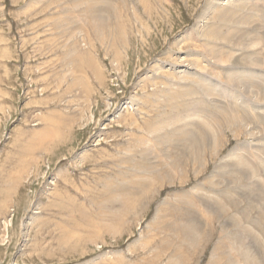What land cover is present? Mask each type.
<instances>
[{"label": "rangeland", "instance_id": "374dc122", "mask_svg": "<svg viewBox=\"0 0 264 264\" xmlns=\"http://www.w3.org/2000/svg\"><path fill=\"white\" fill-rule=\"evenodd\" d=\"M97 1L0 0V264H214L231 217L264 258V0Z\"/></svg>", "mask_w": 264, "mask_h": 264}, {"label": "bare ground", "instance_id": "6f19581e", "mask_svg": "<svg viewBox=\"0 0 264 264\" xmlns=\"http://www.w3.org/2000/svg\"><path fill=\"white\" fill-rule=\"evenodd\" d=\"M86 1V3L88 2H92V0H85ZM100 1H105V0H100ZM119 1V0H118ZM97 2H99V0L97 1ZM234 2H236V1H234ZM87 3V4H88ZM107 3V2H106ZM115 3V2H114ZM117 3V2H116ZM232 3V2H231ZM238 3V2H237ZM236 3V4H237ZM247 3V2H246ZM113 4V3H112ZM242 4V3H241ZM89 5V4H88ZM107 5V4H106ZM109 5L110 6H112L110 3H109ZM243 5V4H242ZM257 5V4H256ZM92 6V5H91ZM91 6H89V9H87V10H91L92 8H93V6L91 7ZM105 6V5H104ZM221 6V5H220ZM220 6H218V7H220ZM246 6V5H245ZM248 6V5H247ZM252 6V5H251ZM254 6V5H253ZM235 7V6H234ZM237 7V6H236ZM106 8V6L105 7H102V9L103 10H107V9H105ZM239 8V7H238ZM243 8H246V7H244L243 6ZM101 9V10H102ZM114 9V8H113ZM218 9H221V7L220 8H218ZM218 9L216 10V12L218 11ZM228 9V8H227ZM233 9V8H232ZM239 9H241V7L239 8ZM238 9V10H239ZM108 10H110V7L108 8ZM112 10V9H111ZM110 10V11H111ZM222 10H223V8H222ZM222 10H220V12L222 11ZM237 10V11H238ZM92 11V10H91ZM214 11V10H213ZM223 11H225V10H223ZM230 10H228V12H229ZM236 11V10H235ZM236 11V12H237ZM256 11V10H255ZM215 12V11H214ZM213 12V13H214ZM215 12V13H216ZM226 12V11H225ZM228 12H226V13H228ZM94 13V15H96V17H97V15H99L100 16V14H98V13H100V10L99 11H96V9H95V11L93 12L92 11V14ZM212 13V14H213ZM225 13V14H226ZM233 13V12H232ZM232 13H230V15L232 14ZM238 13V12H237ZM222 14V13H221ZM225 14H224V16H225ZM217 15L219 16V17H217L218 19L220 18V14H219V12H217ZM228 14H226V16H227ZM236 15L237 14H235V16H234V20H235V17H236ZM95 17V18H96ZM214 17V16H213ZM231 17V19H227L226 20V17H225V20L226 21H231L232 20V17H233V14L230 16ZM229 17V18H230ZM100 18H101V21H102V24H103V21H105V18H104V16L103 17H101L100 16ZM215 18H216V16H215ZM222 18H224L223 16H222ZM93 19V18H92ZM238 19V18H237ZM237 19L235 20V21H237ZM248 19V18H247ZM120 20V19H119ZM123 21V20H122ZM224 21V20H223ZM234 21V22H235ZM245 21H247V20H245ZM125 22V21H124ZM132 22V21H131ZM220 23L219 24H223L222 23V21H219ZM233 22V23H234ZM92 24V23H91ZM253 24V23H252ZM96 25H97V23H96ZM96 25H93L92 27L94 28V26H96ZM99 26H101V25H98V28H99ZM118 26V25H117ZM116 26V27H117ZM121 26V25H120ZM219 26H221V25H219ZM253 26V25H252ZM97 27V26H96ZM101 27H103V26H101ZM122 27V26H121ZM255 27V26H254ZM211 28V27H210ZM213 28V27H212ZM253 28V27H252ZM259 28V27H258ZM111 29V28H110ZM213 29H215V28H213ZM212 29V30H213ZM256 29H257V27H256ZM210 30V29H209ZM211 30V31H212ZM252 30V29H251ZM255 30V29H254ZM215 31H217L216 29H215ZM94 32H95V30H94ZM99 32V31H98ZM115 32V31H114ZM236 32V31H235ZM209 33H211V32H209ZM250 33V32H249ZM121 34V33H120ZM119 34V35H120ZM206 34V33H205ZM217 34V33H216ZM231 34H232V32H231ZM212 35V34H211ZM214 35H215V33H214ZM220 34L218 33V35H215V36H219ZM227 35H230L229 33H227ZM234 35V34H233ZM232 35V37H234ZM221 37L223 36L224 37V35H220ZM253 36V35H252ZM217 37H215V38H217ZM220 37V38H221ZM229 37V36H228ZM123 38V37H122ZM226 38H227V36H226ZM226 38H224V39H226ZM230 39H231V35H230V37H229ZM233 39V38H232ZM235 39V38H234ZM236 39H238V38H236ZM254 39V38H253ZM227 40H229L228 38H227ZM226 40V41H227ZM228 42V41H227ZM230 44V43H229ZM240 44V43H239ZM237 45H238V43H237ZM243 45V44H242ZM122 47V46H121ZM75 50V49H74ZM73 50V51H74ZM211 50H213V49H211ZM78 53V52H77ZM80 53H82V52H80ZM217 53V52H216ZM248 54V53H247ZM79 55V54H78ZM83 56V55H82ZM73 57V56H72ZM70 58L71 60L73 59V58ZM78 57V56H77ZM81 57V56H80ZM117 57V56H116ZM82 58V57H81ZM243 58V57H242ZM77 59H79V58H77ZM84 59V58H83ZM74 60V59H73ZM72 60V61H73ZM242 60V59H241ZM175 61H177V60H175ZM174 61V62H175ZM182 61V60H181ZM185 61H187V60H185ZM188 61H189V59H188ZM188 61H187V64H188ZM194 61H195V59H194ZM194 61H193V63H194ZM114 62V61H113ZM197 62V61H196ZM175 63H177V62H175ZM174 63V64H175ZM179 63V62H178ZM185 63V62H184ZM173 64V63H172ZM242 64H245L244 62L242 63ZM252 64V63H251ZM250 64V65H251ZM80 65V64H79ZM89 65V64H88ZM159 65V64H158ZM243 66V65H242ZM241 66V67H242ZM76 67V66H75ZM77 67H79L80 68V66H77ZM160 67V66H159ZM185 67V66H184ZM239 67V66H238ZM244 67V66H243ZM245 68V67H244ZM256 68V67H255ZM115 69H117V68H115ZM177 69V68H176ZM96 70V69H95ZM94 70V71H95ZM251 70V69H250ZM166 71V70H165ZM182 71V70H181ZM191 71V70H190ZM81 72V71H80ZM183 74H185V73H183ZM242 74V73H241ZM189 75V74H188ZM240 76V75H239ZM247 76V75H246ZM164 78V77H163ZM190 78V77H189ZM246 78V77H245ZM81 80H82V78H80ZM166 79V78H165ZM225 79V78H224ZM76 80H77V78H76ZM185 80V79H184ZM192 80V79H191ZM226 80H227V77H226ZM79 81V80H78ZM83 81H84V79H83ZM168 81V80H167ZM193 81V80H192ZM245 81V80H244ZM248 81V80H247ZM80 82V81H79ZM175 82V81H174ZM181 82V81H180ZM233 82V81H232ZM169 83V82H168ZM168 83L165 85V89H167L168 90V88H167V85H168ZM176 83H177V81H176ZM189 83V82H188ZM203 83V82H202ZM235 83V82H234ZM239 83V82H238ZM257 83V82H256ZM203 84H205V83H203ZM203 84H201L202 86H203ZM249 84V83H248ZM155 85V84H154ZM178 85H179V83H178ZM190 85V84H189ZM200 85V86H201ZM257 85H259V83H257L256 84V86ZM171 86V85H170ZM205 86H206V84H205ZM247 86V85H246ZM251 86V85H250ZM254 86V85H253ZM261 86V85H260ZM259 86V87H260ZM169 87V86H168ZM184 87V86H183ZM207 87V86H206ZM252 87V86H251ZM258 87V88H259ZM176 88V87H175ZM204 88V87H203ZM254 87H252V91H254V89H253ZM179 89V88H178ZM190 89V88H189ZM192 89V88H191ZM198 89V88H197ZM207 89V88H206ZM261 89V88H260ZM210 90V89H209ZM258 90V89H257ZM183 91V90H182ZM189 92H191L190 90H188ZM201 91V90H200ZM204 91H205V88H204ZM240 91H242V90H240ZM249 91V90H248ZM260 91V90H259ZM179 92V91H178ZM252 93V92H251ZM189 94H191V93H189ZM193 94V93H192ZM244 94H246L245 92H244ZM260 93L258 92L257 93V95H259ZM253 95L254 94H252V97H253ZM256 95V94H255ZM254 95V96H255ZM183 97V96H182ZM250 97V96H249ZM261 97V96H260ZM259 97V99H261ZM193 98V97H192ZM198 98V97H197ZM196 98V99H197ZM212 98V97H211ZM182 99V98H181ZM185 99V98H184ZM200 99V98H199ZM186 100V99H185ZM188 100V99H187ZM193 100V99H192ZM181 101V100H180ZM195 101V100H194ZM138 102V101H137ZM185 102V101H184ZM186 102H189V101H186ZM185 102V103H186ZM191 102V101H190ZM184 103V104H185ZM197 103V102H196ZM198 103H200L199 102V100H198ZM191 104V103H190ZM195 104V103H194ZM138 105V104H137ZM195 105H197V104H195ZM200 105V104H199ZM201 105H204L203 103L201 104ZM186 106V105H185ZM205 108V107H204ZM181 109V108H180ZM190 109V108H189ZM192 109V108H191ZM195 109V108H194ZM203 109V108H202ZM225 109V108H224ZM187 110V109H186ZM207 110V109H206ZM136 111V110H135ZM203 111H204V109H203ZM185 112V111H184ZM193 112V111H192ZM217 112V111H216ZM195 115V114H194ZM202 115V114H201ZM219 115V114H218ZM217 115V116H218ZM200 116V115H199ZM202 117V116H201ZM228 117H229V115H228ZM227 117V118H228ZM222 118V117H221ZM198 119V118H197ZM220 119V118H219ZM225 119V118H224ZM230 119V118H229ZM228 119V120H229ZM245 119V118H244ZM192 120V119H191ZM199 120V119H198ZM207 120V119H206ZM236 120V119H235ZM234 121V120H233ZM177 122V121H176ZM201 122V121H200ZM193 123H196V121L195 122H193ZM192 123V124H193ZM214 123V122H213ZM225 123V122H224ZM207 124V123H206ZM223 124V123H222ZM230 124H232V123H230ZM230 124H229V126H227V127H230L231 128V126H230ZM233 124H234V122H233ZM238 124H239V122H238ZM208 125V124H207ZM225 125V124H224ZM189 126H191V123H190V125ZM192 126H194V124L192 125ZM196 126V125H195ZM198 126L200 127V125L198 124ZM205 126V125H204ZM213 126V125H212ZM211 126V127H212ZM234 126V125H233ZM240 126V125H239ZM252 126V125H251ZM199 127H197V128H194V127H191L190 129L191 130H193V129H199ZM236 127V126H235ZM238 127V126H237ZM236 127V128H237ZM182 128H183V126H182ZM182 128H176V129H174V131H173V134H169L168 132L167 133H165L164 134V136H161L160 138H155V139H157L158 141H161V140H163V139H171L172 137H175V136H177V135H179L178 137H180L179 139H184L185 138V142L184 143H186V145L187 146H190L189 148H194V147H199V145H200V138L198 139L197 138V134L196 135H194L193 134V132H195L194 130H193V132H191V130L188 128V127H186V128H184V129H182ZM189 129L190 131H188V130H185V129ZM210 128V127H209ZM236 128H234V129H236ZM178 129V130H177ZM240 129V128H239ZM239 129H238V131H239ZM204 130V129H203ZM196 131H201V130H196ZM230 131V130H229ZM204 132V131H203ZM208 132V131H207ZM197 133V132H196ZM205 133H206V131H205ZM203 133L202 135L203 136H205L206 134H208V133ZM251 134H252V132H251ZM259 135V134H258ZM199 136V135H198ZM202 136V137H203ZM186 137H188V141H186L187 139H186ZM214 138V137H213ZM212 138V139H213ZM211 139V140H212ZM183 143V144H184ZM190 144V145H189ZM184 147H185V144H184ZM183 147V148H184ZM186 148L187 147H185V149L183 150V152L185 153V151H186ZM137 151V150H136ZM143 151V150H142ZM145 151V150H144ZM138 152V151H137ZM182 152V153H183ZM177 152H175V156L176 155H178L179 156V154H176ZM181 153V154H182ZM148 154V151L147 152H143V153H141V155H142V157H144V156H146ZM160 154V153H159ZM163 155V154H162ZM171 156V155H170ZM169 156V157H170ZM172 158L174 157V156H171ZM170 157V160L172 159ZM145 158V157H144ZM246 158V157H245ZM141 159V158H140ZM143 159V158H142ZM146 159V158H145ZM178 159V161H179V163H180V158H177ZM176 159V160H177ZM237 159V158H236ZM177 161V162H178ZM138 163V162H137ZM141 163H143L142 164V166L144 167L145 165H146V163H145V161L144 162H139V164H141ZM148 163V162H147ZM174 163V162H173ZM178 163V164H179ZM152 164V163H151ZM172 163H170V165H171ZM230 164H232V163H230ZM150 165V164H149ZM159 165V162H158V164L157 165H155V166H147L146 167V169H147V171L148 170H150V171H154V169L157 167ZM175 165V164H174ZM180 165V164H179ZM246 165V164H245ZM249 165V164H248ZM139 166V165H138ZM238 166V165H237ZM134 167V166H133ZM174 167V166H173ZM241 167V166H240ZM143 169V168H142ZM247 169V168H246ZM249 169H250V167H249ZM144 170V169H143ZM170 170H172V169H170ZM146 170H145V172H147ZM142 172V171H141ZM161 172H162V170H161ZM146 174V173H145ZM153 174H155V175H159L160 174V171L157 169V172H154V173H152V174H150V175H153ZM144 175V174H143ZM160 175H162V174H160ZM237 176V175H236ZM264 177V176H263ZM106 181V180H105ZM108 181V180H107ZM139 181V180H138ZM123 182V181H122ZM135 182V181H134ZM137 182V181H136ZM141 183H143V182H141ZM108 184V183H107ZM140 184V183H139ZM138 184V185H139ZM260 185V184H259ZM117 186H119V185H117ZM143 186H145V184H143ZM108 187H109V185H108ZM148 187V186H147ZM108 190V189H107ZM111 190V189H110ZM109 190V191H110ZM256 190V189H255ZM252 194V193H251ZM259 194V193H258ZM260 195V194H259ZM126 196V195H125ZM179 197V196H178ZM183 197H186V196H183L182 195V197H180L179 199H181V198H183ZM264 197V196H263ZM263 197H261V199L263 198ZM258 198V197H257ZM256 198V199H257ZM185 199V198H184ZM192 199V198H191ZM191 199H188L189 201L191 200ZM261 199H258V200H260V201H262ZM187 200V201H188ZM220 202H215V201H213L211 204H209L207 201L205 202L206 204H205V206H206V209H207V213H208V211H211L210 213H212V214H214V215H216V216H218L219 214H222V219H223V216L225 215V214H227V211L225 210V205H223V203L222 202H225L226 201V198L224 197V196H222L221 198H220ZM101 201V200H100ZM228 201V200H227ZM246 201V200H245ZM259 201V202H260ZM264 201V200H263ZM231 202V201H230ZM258 202V201H257ZM190 203V202H189ZM262 203V202H261ZM134 204V203H133ZM215 204V205H214ZM258 205H259V203H257ZM242 205V204H241ZM254 205H255V203H254ZM258 205H256L258 208L261 206V205H263V204H260L259 206ZM250 206V205H249ZM252 207V206H251ZM250 207V208H251ZM254 207V209H255V206H253ZM256 207V208H257ZM249 208V209H250ZM257 208V209H258ZM227 209V208H226ZM252 209V208H251ZM235 210V209H234ZM248 210V209H247ZM259 210H261V207L259 208ZM263 210H264V208H263ZM261 211V213L262 212H264V211ZM255 211V210H254ZM111 212V211H110ZM192 212V211H191ZM245 212V211H244ZM243 212V213H244ZM255 212H257V211H255ZM104 213V212H103ZM193 213V212H192ZM191 213V214H192ZM258 214V216L257 217H255L256 219L255 220H253L252 219V221L250 222V223H252V225H253V227H255V228H253V227H251V228H253V229H256V227H260V226H262L263 224H264V213H262V214ZM188 214V213H187ZM250 214H251V212H250ZM250 214H248L249 216H250ZM208 215H209V213H208ZM191 216V215H190ZM243 216V215H242ZM247 216V215H246ZM183 218V217H182ZM226 219L228 218V217H225ZM224 218V220H226ZM239 218V217H238ZM243 218V217H242ZM249 218V217H248ZM251 218V217H250ZM104 219V218H103ZM221 219V218H220ZM239 219H241V218H239ZM239 219L237 220V219H235V218H233V217H231V218H229V220H227V222H225V225H231L232 226V228H233V232H226L225 233V236H224V239H225V241L227 242L228 241V243L229 242H235L237 245H238V247H237V245H235L236 246V248L235 247H233V248H228V249H230V251H233V252H237V255H238V258L237 257H235L234 255H232V256H228L227 257V255L223 258V256L224 255H222V254H224V253H219L218 251H220V249H221V246L219 247V246H216L215 247V249H213L214 250V253H213V256L215 257H213L212 255V262L214 263V264H219V260H216V259H218V258H216L217 256H216V254H221L222 256V259H224L225 260V263L224 264H238V262H239V264L240 263H243V264H264V258H262V256H258V253H260V252H262V251H257V252H255L254 254H252L253 256H251V258L248 256V253H247V251H246V249H244V246H246L247 245V243L245 244V242H244V240H245V238H251L252 240L254 239V236L249 232V231H247L243 226H241L240 224V222H242V219L240 220V222H239ZM180 220V219H179ZM183 220H184V218H183ZM183 220L181 221V222H183ZM190 220V221H189ZM246 220H248V219H246ZM203 222V221H202ZM243 222H245V221H243ZM247 222V221H246ZM249 222V221H248ZM85 223V222H84ZM185 223V222H184ZM223 223H224V221H223ZM112 224V223H111ZM177 225V224H176ZM201 221L199 220V218H198V216L195 214V215H192L190 218H187L186 219V224H181V229L180 230H178V231H180L181 232V234H183L182 236L184 237H182L183 238V244L185 245V247H187V248H190V245H193L194 243H195V241L197 240V236H198V232L200 233V229H201ZM242 225H244V224H242ZM248 225V224H247ZM119 226V225H118ZM178 226V225H177ZM176 226V227H177ZM96 227V226H95ZM250 227V226H249ZM119 228V227H118ZM117 228V229H118ZM178 228H179V226H178ZM228 228V227H227ZM250 228V229H251ZM260 228H262V227H260ZM260 228H258V230L260 229ZM263 228H264V226H263ZM176 229V228H175ZM161 230V229H160ZM67 231V230H66ZM108 231V230H107ZM227 231V230H226ZM258 232V231H257ZM259 232L263 235V237H264V230L263 229H261V230H259ZM102 234V233H101ZM177 234V233H176ZM261 237V236H260ZM165 238V237H164ZM177 238V237H176ZM182 238L180 237V239L182 240ZM200 239V238H199ZM261 239V238H260ZM230 240V241H229ZM249 240V239H248ZM256 240V239H255ZM184 241H185V243H184ZM259 241V240H258ZM261 241V240H260ZM178 242H181L180 240L178 241ZM251 243H252V241H250ZM250 242H249V244H250ZM264 242V241H263ZM254 244H256L258 247H263L261 244V246L258 244V243H256V241L254 242ZM183 245V246H184ZM225 245V244H224ZM179 246V245H178ZM230 246H234V244H231ZM252 246V245H251ZM229 247V246H228ZM239 247H241V248H239ZM247 247H248V245H247ZM246 247V248H247ZM250 247V246H249ZM256 247V246H255ZM178 248V247H177ZM224 248V247H223ZM225 248H227V247H225ZM253 249H255L254 248V245H253V247H252ZM179 249H181V247L179 248ZM257 249V248H256ZM177 250V249H176ZM222 250V249H221ZM192 251V250H191ZM217 251V252H216ZM179 251H174L173 252V254L171 255V260L172 261H175V263L176 264H180L181 262H182V260H183V257L184 256H181V257H179V253H178ZM225 252V251H224ZM182 253H183V251H182ZM181 253V254H182ZM157 255V254H156ZM184 255V254H183ZM186 255V254H185ZM219 255H218V257H219ZM170 256V255H169ZM186 258H188L187 256H185ZM156 258H158V257H156ZM181 258V259H180ZM213 258H214V260H213ZM152 259V258H151ZM169 260H170V258H168ZM219 259H220V257H219ZM170 260V261H171ZM166 261H168V260H166ZM185 262H186V260H185ZM155 264V263H154ZM170 264V263H169ZM172 264V263H171ZM174 264V263H173ZM211 264V263H210Z\"/></svg>", "mask_w": 264, "mask_h": 264}]
</instances>
